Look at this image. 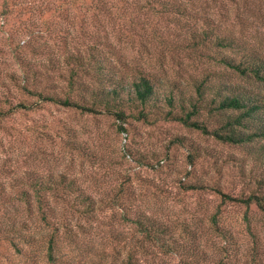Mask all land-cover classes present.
Returning a JSON list of instances; mask_svg holds the SVG:
<instances>
[{
	"label": "rangeland",
	"instance_id": "1",
	"mask_svg": "<svg viewBox=\"0 0 264 264\" xmlns=\"http://www.w3.org/2000/svg\"><path fill=\"white\" fill-rule=\"evenodd\" d=\"M140 21L147 20L141 16ZM142 25L146 27H128L125 19L105 17L90 28L108 43L104 53L113 61V70L123 74L142 70L159 85L158 103L164 102V89L194 93V80L204 75L213 82L233 81L264 92V83L206 56L212 48L204 49L202 56L185 48L177 32L183 28L170 19ZM152 26L160 32L151 33ZM241 35L264 52L261 25L253 23ZM4 64L15 67L10 57ZM66 81L58 78L64 89ZM26 100L33 102L35 97ZM139 107H127L130 114L121 121L106 112H81L43 101L0 120V264H124L128 253L131 264H264V211L254 203L221 202L216 191L264 195V156L258 154L264 138L237 144L221 141L166 119L153 108L148 119L136 118L131 113ZM222 115L218 111L211 116L205 108L196 118L213 128ZM120 122L126 130H120ZM48 172L74 177L100 203L87 211L72 206L64 214L67 226L59 228L54 261L41 243L27 244L20 235L38 216L35 206L20 199V190L32 195L28 183ZM62 207L58 202V213ZM139 211L172 228L181 241L176 251H161L149 241L138 247L140 235L125 214L135 216ZM214 213L221 227L230 231L226 239L211 225ZM7 220H21L24 227H18L17 236L2 229Z\"/></svg>",
	"mask_w": 264,
	"mask_h": 264
},
{
	"label": "trees",
	"instance_id": "2",
	"mask_svg": "<svg viewBox=\"0 0 264 264\" xmlns=\"http://www.w3.org/2000/svg\"><path fill=\"white\" fill-rule=\"evenodd\" d=\"M141 16L147 25L170 19L183 28L177 32L185 48L201 56L205 55L204 49L212 48L213 53L206 54L210 59L264 83V52L248 45L251 41L241 35L255 22L264 28V0H0V53L8 56H0V120L43 101L81 112H106L121 121L130 114L127 107L140 106L131 113L136 118L148 119L153 108L166 119L178 120L221 141L237 144L264 138V92L259 88L233 81L213 82L204 75L194 80V93L164 89L163 104L168 106L164 109L157 102L159 85L147 73L113 70V61L104 53L108 43L90 24L116 17L125 19L128 27L142 29L146 26ZM149 29L151 33L161 30L157 26ZM9 57L15 67L4 64ZM59 77L66 78L65 89ZM167 84L173 86L171 81ZM26 96H34L35 100L28 102ZM175 106L181 110L175 111ZM205 108L211 116L223 113L217 126L208 128L196 118ZM119 128L126 130L121 122ZM258 154L264 156V143ZM28 186L33 194L21 189L20 199L35 206L38 216L29 231H21V239L30 245L41 243L47 258L54 261L60 246L59 228L67 226L64 214H69L72 206L81 205L87 211L100 203L74 177L62 172H48L32 179ZM216 191L221 202L235 201L245 206L254 203L264 211L262 193L252 191L240 197L220 188ZM58 202L64 205L59 211L62 216H56ZM125 217L140 235L138 247H145L149 241L161 251L174 252L181 242L172 228L153 214L139 211ZM21 220H7L2 229L8 228L15 237L18 227H24L19 225ZM211 225L224 239L230 236V231L218 222L217 213L212 214ZM132 262L128 253L124 264Z\"/></svg>",
	"mask_w": 264,
	"mask_h": 264
}]
</instances>
